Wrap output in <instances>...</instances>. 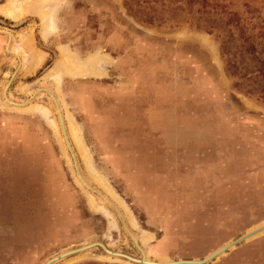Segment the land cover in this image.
Masks as SVG:
<instances>
[{
	"label": "rangeland",
	"instance_id": "rangeland-1",
	"mask_svg": "<svg viewBox=\"0 0 264 264\" xmlns=\"http://www.w3.org/2000/svg\"><path fill=\"white\" fill-rule=\"evenodd\" d=\"M23 19L0 15V264H44L89 243L137 260L144 252L148 264H188L248 233L205 264H264V0H62L47 41L36 17ZM30 27L46 57L34 72L10 52ZM61 45L80 60L104 56L105 76H65L60 96L94 167L153 234L146 247L80 182L66 148L74 177L116 218L107 231L47 121L14 109L47 104L62 137L54 87L42 81ZM102 256L96 245L52 264H124Z\"/></svg>",
	"mask_w": 264,
	"mask_h": 264
},
{
	"label": "bare ground",
	"instance_id": "bare-ground-1",
	"mask_svg": "<svg viewBox=\"0 0 264 264\" xmlns=\"http://www.w3.org/2000/svg\"><path fill=\"white\" fill-rule=\"evenodd\" d=\"M61 6L62 0H6L4 4L0 5V15L12 21H19L24 17H29V15L36 17L39 20L40 37L43 41H47L48 38L58 32L57 14ZM17 37L19 39L18 43L14 47H12L10 52L13 54L20 53L22 55L27 56L29 61L26 60L25 57L23 58V62L26 60L25 62L29 63V68L27 72H34L38 67L41 66L46 57L43 52L37 50L33 45V29L31 27L29 29L26 28V30L19 32L17 34ZM199 39L213 53L212 49L215 47L211 45L208 40L201 38ZM57 48L58 58L53 64V66L45 73L42 81H49V83L51 82L54 87L53 89L55 93L53 94V92L51 91H49L48 93L50 98H52L53 100V103L56 107L55 109H57L56 112L58 114L62 130V137L60 136L57 122H55L53 119L48 118L49 115L53 114V112L50 106H46L47 104L40 105L39 103H34L30 106L28 105V107H16L14 109L19 112H30L37 114L47 121V123L52 128L59 149L63 157L67 161L68 169L74 179V182L82 190V192L87 198L89 209L95 213L100 214L108 221L107 231L110 232L112 229L118 228L116 218L113 213L106 209L104 205L98 204L93 195L88 193L79 183V181H77V179L74 177L71 162L68 157L66 148L70 152L73 164L76 168V174L78 179H80V182L84 184L86 188L91 189L97 194H99V201H101V199L104 200V203L114 210L119 219H121L123 222L126 221L128 227L132 229L133 232H137L139 234L137 236L135 233L128 231L130 237L132 238V241L138 249L139 247L136 242L137 240L140 242L141 247H146L154 239L153 234L143 231L138 226L135 217L133 216L125 201L117 194V192H115V190L109 184L107 179L94 167L91 153L84 143L81 128L79 124L75 121V119L72 117V115L68 112L65 102L60 96L59 87L62 83L63 77L65 76L71 78H76L79 76H94L95 78L105 76V71L102 69V67H100V63L102 62L104 56L100 51H96L90 54L86 59L80 60L72 54V52L66 45H61ZM216 52L217 51H215V53ZM19 89L22 92L25 91L23 87H20ZM62 138L64 142L62 141ZM72 147L74 148L75 152L73 151ZM75 153H77L78 155L84 173L90 180L89 182H91L98 189H100L104 195H102V193H100L97 189L88 185V183L82 178L78 168ZM96 245L101 246L102 244L89 243V245H86L80 249H76L77 251L75 252V254L84 252L90 249V247H94ZM105 250V253L108 256H102L100 258L101 260L110 263L148 264V261H146L145 258V254L142 251L141 252L143 254V259L137 260L120 253L111 252L108 249ZM72 251H68L61 254L59 256L61 257L60 259L70 256L72 253L74 254V252ZM57 258L58 257L50 259L44 264H52L57 261ZM76 259H69V261H65L64 264H71Z\"/></svg>",
	"mask_w": 264,
	"mask_h": 264
},
{
	"label": "water",
	"instance_id": "water-1",
	"mask_svg": "<svg viewBox=\"0 0 264 264\" xmlns=\"http://www.w3.org/2000/svg\"><path fill=\"white\" fill-rule=\"evenodd\" d=\"M59 119V118H58ZM62 131V130H61ZM91 190V189H90ZM91 191H93V190H91ZM94 192V191H93ZM94 193H96V192H94ZM97 194V193H96ZM98 196H99V194H97ZM100 197V196H99ZM120 221L122 222V224H123V226H124V228L127 230V232H128V229L126 228V226H125V224H124V222L120 219ZM258 231H260V230H258ZM256 232V231H255ZM249 237H252V233H248V234H246V235H244L243 237H241V238H239V239H237V240H235V241H233L230 245H228V246H225V247H223V248H221V249H219L218 251H216L215 253H213V254H211L210 256H208V257H206L205 259H203L202 261H190V262H186V263H190V264H205V263H207V262H209V261H211L212 259H214V258H216V257H218V256H220V255H222L223 253H225L227 250H229V249H232L233 247H235V245L236 244H238V243H240V242H242V241H246ZM134 244V243H133ZM97 246H99V247H101V249L104 251V252H106V248L104 247V246H100V245H97ZM136 247V246H135ZM137 248V247H136ZM138 249V248H137ZM77 250H74V251H72V252H74V254H75V252H76ZM73 253L71 254V255H74ZM70 255V256H71ZM61 257H58L56 260L58 261V259H60ZM49 263H52V262H49ZM175 264H182L181 262H178V263H175Z\"/></svg>",
	"mask_w": 264,
	"mask_h": 264
},
{
	"label": "crops",
	"instance_id": "crops-1",
	"mask_svg": "<svg viewBox=\"0 0 264 264\" xmlns=\"http://www.w3.org/2000/svg\"><path fill=\"white\" fill-rule=\"evenodd\" d=\"M10 22V21H9ZM12 23V22H11ZM9 26H14V23H13V25H9Z\"/></svg>",
	"mask_w": 264,
	"mask_h": 264
}]
</instances>
